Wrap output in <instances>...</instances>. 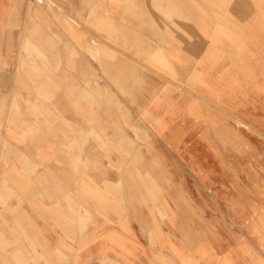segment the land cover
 <instances>
[{"label":"crops","instance_id":"1","mask_svg":"<svg viewBox=\"0 0 264 264\" xmlns=\"http://www.w3.org/2000/svg\"><path fill=\"white\" fill-rule=\"evenodd\" d=\"M46 2L0 0V264H264V0Z\"/></svg>","mask_w":264,"mask_h":264},{"label":"rangeland","instance_id":"2","mask_svg":"<svg viewBox=\"0 0 264 264\" xmlns=\"http://www.w3.org/2000/svg\"><path fill=\"white\" fill-rule=\"evenodd\" d=\"M35 2L39 3V4L41 3L42 5L49 3V2L47 3L46 0H35ZM46 9H47L48 13L55 14L54 9L50 5H48V7ZM79 162H81V161L79 160Z\"/></svg>","mask_w":264,"mask_h":264},{"label":"bare ground","instance_id":"3","mask_svg":"<svg viewBox=\"0 0 264 264\" xmlns=\"http://www.w3.org/2000/svg\"><path fill=\"white\" fill-rule=\"evenodd\" d=\"M58 60V59H57ZM18 75V74H17ZM98 87V86H97ZM108 92V91H107ZM110 97V96H109ZM28 107V106H27ZM35 111V110H34ZM39 113V112H38ZM50 124V123H49ZM53 131V130H52ZM140 134V133H139ZM55 135V134H54ZM137 135V134H136ZM55 138V137H54ZM56 139V138H55ZM12 153V152H11ZM9 155V154H8ZM136 156V155H135ZM81 157V156H79ZM113 165V164H112Z\"/></svg>","mask_w":264,"mask_h":264}]
</instances>
